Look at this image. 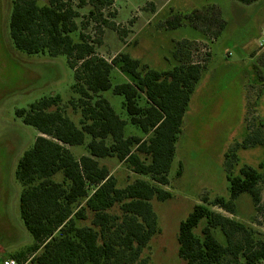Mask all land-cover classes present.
Segmentation results:
<instances>
[{
    "label": "trees",
    "instance_id": "obj_1",
    "mask_svg": "<svg viewBox=\"0 0 264 264\" xmlns=\"http://www.w3.org/2000/svg\"><path fill=\"white\" fill-rule=\"evenodd\" d=\"M114 2L79 0L74 6V0L13 1L10 35L16 48L28 54L65 55L75 77L74 97L68 102L55 95L17 112L40 133L16 170L23 186L21 217L35 240L10 255L22 264H152L146 249L161 232L152 201L172 198L164 187L170 185L176 143L211 52L196 62L193 49L201 51L204 46L184 39L174 42L175 63L167 70L153 69L127 52L108 61L97 49L103 44L101 24L116 29L104 13L115 16L111 12ZM85 6L90 7L88 17L78 24L77 8ZM217 12L207 7L177 15L165 27L178 29L187 22L207 34L203 27L217 25L213 36L218 38L226 21ZM92 21L100 24L94 40L86 33ZM116 72L125 79L117 78ZM107 91L124 98L122 114L103 96ZM70 110L80 116L78 123ZM259 125L264 127L262 121ZM128 126L133 127L129 134ZM251 127L236 148L264 147V140ZM74 147H83L85 154L77 158L71 150ZM106 159L126 163L139 178L119 187L111 168L102 162ZM228 161L230 198L203 196L180 224L178 255L187 264L264 262V239L248 223L212 209L219 207L235 216L236 200L243 194L250 195L260 209L264 163L259 168L243 166L235 174L233 161ZM181 172L180 165L177 174ZM141 176L151 177L155 184ZM203 221L198 235L195 230ZM218 231L225 243L218 239Z\"/></svg>",
    "mask_w": 264,
    "mask_h": 264
},
{
    "label": "rangeland",
    "instance_id": "obj_2",
    "mask_svg": "<svg viewBox=\"0 0 264 264\" xmlns=\"http://www.w3.org/2000/svg\"><path fill=\"white\" fill-rule=\"evenodd\" d=\"M13 1L0 0V261L35 243L21 217L23 186L16 178V170L19 160L33 148L40 133L25 124L17 112L55 95H60L66 103L74 97L75 84L74 71L65 55L28 54L16 48L10 35ZM78 3L79 0H74V6ZM207 7L211 12L219 11L221 19L227 21L228 26L218 38L213 36L217 25L203 27L208 29L207 34L187 22L178 29L165 27L174 16L189 15ZM77 9L80 14L77 22L81 24L87 19L90 7ZM111 12L116 13L114 17L104 11L116 29L101 24L103 44L97 49L108 61L120 52H127L153 69L167 70L175 63L171 54L175 41L187 39L204 46L201 51L193 49L192 56L197 62L211 47L197 40L203 36L211 43L218 40L212 47L213 55L209 57L212 60L207 62L191 97L176 143L170 185L164 187L172 192V198L152 201L161 232L150 241L146 255L151 257L152 264H187L178 255L180 224L203 196L230 198L227 160L233 161L231 170L235 174L243 166L259 168L264 163L263 146L236 148L248 136L251 125L264 140V127L259 125L260 121L264 123V52L254 59L261 50L260 43L264 44V0L251 5L236 0H115ZM90 23L86 33L94 40L98 37L96 26L100 24ZM116 77L125 79L118 72ZM103 96L119 114L124 112L122 96L112 91L104 92ZM69 114L78 123L80 116L71 110ZM132 128L127 127L128 134ZM71 150L77 158L85 154L83 147ZM227 154H230L228 159ZM102 162L111 168L121 188L139 178L117 159ZM180 165L182 172L177 174ZM141 177L155 184L151 177ZM260 188V209H256L248 194L236 200L235 216L219 207L212 209L248 223L264 239V184ZM204 225L205 221L195 233L200 235ZM216 234L225 243L222 233Z\"/></svg>",
    "mask_w": 264,
    "mask_h": 264
},
{
    "label": "crops",
    "instance_id": "obj_3",
    "mask_svg": "<svg viewBox=\"0 0 264 264\" xmlns=\"http://www.w3.org/2000/svg\"><path fill=\"white\" fill-rule=\"evenodd\" d=\"M236 1H238V0H236ZM259 1V0H258ZM258 1H255V2H253V3H251V4H255V3H257ZM240 2V1H239ZM242 3V2H241ZM243 4H245V3H243ZM250 4V5H251ZM246 5H249V4H246ZM154 15H156V14H154ZM228 26V24H227V21H226V27ZM225 27V28H226ZM209 40V39H208ZM197 41H202V42H207L211 47L209 48L210 49V52L212 53V55H213V46L215 45V43L218 41L217 39L216 40H214L212 43L211 42H209V41H207V38L205 37V36H203V38H199ZM261 47V46H260ZM264 52V48H262L261 47V50H259L258 52H256L255 53V58L254 59H256V58H258L262 53ZM212 60V58L209 60V62ZM209 62H208V64H209ZM207 64V65H208ZM204 74V73H203ZM8 258H11L10 256L8 257Z\"/></svg>",
    "mask_w": 264,
    "mask_h": 264
},
{
    "label": "built area",
    "instance_id": "obj_4",
    "mask_svg": "<svg viewBox=\"0 0 264 264\" xmlns=\"http://www.w3.org/2000/svg\"><path fill=\"white\" fill-rule=\"evenodd\" d=\"M114 6V5H113ZM260 46L264 48V44L260 43ZM0 264H22L15 258H5L0 261Z\"/></svg>",
    "mask_w": 264,
    "mask_h": 264
}]
</instances>
